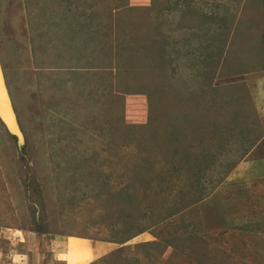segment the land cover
I'll return each mask as SVG.
<instances>
[{
    "label": "rangeland",
    "instance_id": "374dc122",
    "mask_svg": "<svg viewBox=\"0 0 264 264\" xmlns=\"http://www.w3.org/2000/svg\"><path fill=\"white\" fill-rule=\"evenodd\" d=\"M164 1L1 0L25 142L0 124V264L68 235L123 241L114 264H264V0Z\"/></svg>",
    "mask_w": 264,
    "mask_h": 264
},
{
    "label": "crops",
    "instance_id": "0c3cea01",
    "mask_svg": "<svg viewBox=\"0 0 264 264\" xmlns=\"http://www.w3.org/2000/svg\"><path fill=\"white\" fill-rule=\"evenodd\" d=\"M61 250H50L49 264H92L120 249L121 243L114 239L91 240L84 236H66L56 241ZM61 243V244H60Z\"/></svg>",
    "mask_w": 264,
    "mask_h": 264
},
{
    "label": "trees",
    "instance_id": "16d2710c",
    "mask_svg": "<svg viewBox=\"0 0 264 264\" xmlns=\"http://www.w3.org/2000/svg\"><path fill=\"white\" fill-rule=\"evenodd\" d=\"M163 1L164 0H153V5H154V9H152L153 11H155V10H157L158 12H161V10H162V7H161V5L163 4ZM169 1V0H168ZM165 2V1H164ZM264 4V3H263ZM152 5V6H153ZM187 5H188V1H187ZM169 6V5H168ZM179 6H181V5H179ZM184 6H181L180 7V9H178V8H172L171 6H169V10H173L174 9V11H178V12H184V8H183ZM205 17L207 18L206 20H205V22H207L208 24H206V26H205V28H203V29H206V31L204 32V31H202V33L204 32V34L206 33V32H212V30L214 31V30H217L218 28L219 29H222L224 26H226V17H224V16H219V15H209V14H207V15H205ZM194 30H196V28H192V31H194ZM223 30V29H222ZM221 30V31H222ZM194 34H193V37H199V36H202V39H203V37H205V35L204 34H201V33H199V30H196L195 32H193ZM172 38H174V36H172ZM167 39V38H166ZM166 39H165V41L163 40V41H161V46H160V48H158V50H157V53H158V59H161V61L163 62V66H164V63L165 64H168V58H166V56L168 55V51L166 50V49H168V48H170V44L169 43H167L166 42ZM162 40V39H161ZM160 41V40H159ZM158 42V41H157ZM206 47H207V45H206ZM207 48H210V47H207ZM33 49V48H32ZM36 49H33V52L36 54V51H35ZM157 53H156V55H157ZM209 56V55H208ZM207 56V57H208ZM263 67L261 68V69H264V64L262 65ZM260 70V69H259ZM149 83V82H148ZM148 86V85H147ZM129 87V86H128ZM131 88H133V86L131 85ZM137 89H139L138 91H137V93L138 94H142L141 92H143L144 90H146L145 92H147L146 94H147V96H146V100L147 101H149V96H150V94L151 93H154V95L158 92V90L156 89V87H155V85H153L152 86V89H151V91L149 90V89H143V88H141V86L139 87H137ZM196 89V88H195ZM0 124L2 125V128H3V131L8 135V137H9V139H16V137L15 136H13V135H11L8 131H7V129H6V127L4 126V124L2 123V121L0 120ZM165 175H167V174H163L162 175V177H161V179H160V181H159V183H161V184H163L164 183V181H165V179H166V176ZM168 181V180H167ZM166 181V182H167ZM142 231H139V232H137V235L139 234V233H141ZM112 240V239H111ZM116 241H118V242H120V243H124L123 241H120V240H117L116 239ZM122 256H123V253L121 252V251H119L118 252V250L115 252V254H114V256H113V258L111 259V264H114V263H125V261L123 260L124 258H122Z\"/></svg>",
    "mask_w": 264,
    "mask_h": 264
},
{
    "label": "water",
    "instance_id": "95a60500",
    "mask_svg": "<svg viewBox=\"0 0 264 264\" xmlns=\"http://www.w3.org/2000/svg\"><path fill=\"white\" fill-rule=\"evenodd\" d=\"M1 2V0H0ZM0 120L7 131L16 137L18 144L25 142L24 134L21 129L17 113L15 111L12 97L7 85L3 65L0 57Z\"/></svg>",
    "mask_w": 264,
    "mask_h": 264
}]
</instances>
